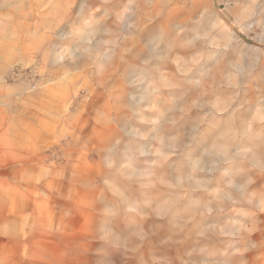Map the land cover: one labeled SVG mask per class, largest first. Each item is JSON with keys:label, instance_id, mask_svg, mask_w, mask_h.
<instances>
[{"label": "rangeland", "instance_id": "374dc122", "mask_svg": "<svg viewBox=\"0 0 264 264\" xmlns=\"http://www.w3.org/2000/svg\"><path fill=\"white\" fill-rule=\"evenodd\" d=\"M0 264H264V0H0Z\"/></svg>", "mask_w": 264, "mask_h": 264}]
</instances>
